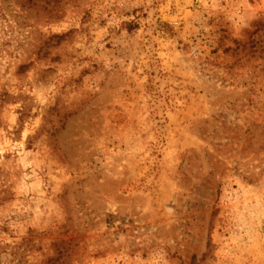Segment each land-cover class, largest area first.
Returning a JSON list of instances; mask_svg holds the SVG:
<instances>
[{"label":"rangeland","instance_id":"1","mask_svg":"<svg viewBox=\"0 0 264 264\" xmlns=\"http://www.w3.org/2000/svg\"><path fill=\"white\" fill-rule=\"evenodd\" d=\"M0 264H264V0H0Z\"/></svg>","mask_w":264,"mask_h":264}]
</instances>
